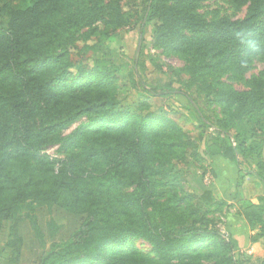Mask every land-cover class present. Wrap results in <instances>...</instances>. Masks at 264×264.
<instances>
[{
  "label": "trees",
  "instance_id": "1",
  "mask_svg": "<svg viewBox=\"0 0 264 264\" xmlns=\"http://www.w3.org/2000/svg\"><path fill=\"white\" fill-rule=\"evenodd\" d=\"M202 1L0 0V236L5 234L0 264H21L23 220L42 241L35 210L47 202L83 217L63 244L52 241L44 260L53 256L58 264H78L79 259L102 255L101 264L230 261L225 253H216L218 238L221 248L229 243L220 238L207 208L217 203L204 181L208 170L204 160L210 164L213 156L209 147L149 129L147 122L160 116L136 117L94 103L91 88L80 83L86 74L105 82L115 77L113 65L97 55L103 35L129 26L141 37L144 26L153 23L156 41L171 40L167 46L176 52L188 45L190 56L183 53L187 63L180 70L192 68L189 78L203 97L204 108L174 74L170 78L180 84L160 88L185 96L199 125L220 134L219 153L238 166L240 157L253 158L254 174L264 181L259 140L264 138V69L245 74L255 58L264 59V0H235L247 4L241 18L207 17L198 9ZM51 8L68 13L50 20L45 12ZM233 69L238 70L237 77ZM228 71L242 89L221 79ZM142 88L148 95L159 94L156 87ZM129 115L133 122L102 124L109 117L118 121ZM82 117L84 123L65 132ZM98 133L109 141L102 145L86 141L90 147L79 159L77 139ZM55 144L61 157L41 152ZM96 155L103 160L99 169L92 162ZM95 178L106 185L102 193L129 198L78 199L100 195V189L90 184ZM113 180L128 181L130 190L116 189ZM244 216L257 229L256 239L264 242V204H248ZM131 236L146 241L152 256L137 254L138 249L128 244ZM205 240L213 249L204 245Z\"/></svg>",
  "mask_w": 264,
  "mask_h": 264
},
{
  "label": "rangeland",
  "instance_id": "2",
  "mask_svg": "<svg viewBox=\"0 0 264 264\" xmlns=\"http://www.w3.org/2000/svg\"><path fill=\"white\" fill-rule=\"evenodd\" d=\"M202 3L203 7L198 9L200 12L205 13L207 17L226 14L231 18H241L247 7V4L235 0H203ZM49 13L50 20H54L55 14L58 17H63L68 13V10L62 9L55 12L51 8L50 12H45V14ZM102 41L101 51H97V55L108 64L113 65L115 77L113 80L105 82L103 78L94 74L84 75L80 83L91 88L89 91L90 100L94 103H105L111 107L113 106L116 110L133 112L136 117L144 113L160 116L161 118H155L147 122L149 129H162L165 134H174L173 137H176V139H191L195 141L196 145L203 148L208 146L210 154L213 156L210 164L204 160V166L208 169L204 181L217 203H213L207 208L212 211L209 216L213 215L216 227L221 224L228 232L225 237L221 234L219 236L229 243V246L221 248L218 238V241L214 242V245L218 247L216 253H225L226 257L230 259L225 264H263L264 242L256 239L257 229L251 228L244 216V210L248 204H264V181H261L254 174L257 169L255 160L253 158L244 160L240 157L238 166L224 158L219 153L220 134L213 127L205 128L199 125L194 110L185 96L161 89L169 85L176 87L180 84V82H175L170 78V75L174 74V77L181 79L183 87L188 89L196 97L199 105L204 108V99L197 92L195 85L192 84L189 78L188 69L192 68L188 67V69L180 70L186 66V56H190L188 45H182L181 50H179L181 52H176L175 48L169 49L167 46L171 40L156 41L153 37V23L144 26L141 37L137 28L126 26L103 35ZM262 69H264V59L255 58L251 68L249 67L245 74L248 76ZM237 71L233 69L236 77ZM234 74L231 71L224 72L221 79L235 88L242 89L243 85L233 76ZM143 85L156 87L159 94L148 95L142 88ZM215 110L216 112L219 111L218 108ZM115 119V117H109L102 124L104 123L103 126L110 127L121 121L123 123L130 120L133 122V117L130 115L123 118V120L116 121L117 119ZM85 121L86 118L82 117L65 132L68 133L69 130L78 127ZM106 136L101 133L85 134L77 139L78 158L82 159L86 156L85 152L88 151L91 140L98 141L99 145H102L103 142L109 141ZM108 138L112 139L113 137L108 136ZM259 140L263 142L261 150L264 155V138L259 137ZM185 150L189 151L191 149L185 148ZM41 152L52 157H61L60 153L57 152V144L49 145ZM218 155L224 159L223 163L222 161L220 163L214 162V156ZM92 162L99 169L103 160L100 155H96ZM90 182L96 190L97 187L100 189V195L92 193L88 196H77L78 199L87 197L90 200L99 198L100 200L109 201L111 199L126 200L129 198L128 195L124 194L102 193L101 190L106 189V185H102L101 180L98 178L92 179ZM112 184L122 192L130 190L129 183L126 180L118 184L116 180H113ZM116 189L117 193L118 190ZM107 208L109 207L107 206ZM35 214L42 233V241H39L30 222L26 219L23 220L20 224V233L23 236L21 264H58L59 261L53 256L47 258V260L43 258L49 252L53 240L57 244H63L69 238L71 233L80 225L83 215L67 211L58 204L50 202L38 204ZM4 239L5 234L3 233L0 236V243ZM128 244L138 249L137 254H149L150 252L149 244L137 236H131ZM204 245L213 249L209 240H205ZM100 249L99 247L98 252L103 254L104 251H100ZM149 256H152V253ZM102 262V255H95L82 260L79 259L78 264H101Z\"/></svg>",
  "mask_w": 264,
  "mask_h": 264
},
{
  "label": "built area",
  "instance_id": "3",
  "mask_svg": "<svg viewBox=\"0 0 264 264\" xmlns=\"http://www.w3.org/2000/svg\"><path fill=\"white\" fill-rule=\"evenodd\" d=\"M217 229H218L219 233H220L223 237H225V236L228 235V232L225 230V228H224L223 225L218 224V225H217Z\"/></svg>",
  "mask_w": 264,
  "mask_h": 264
},
{
  "label": "crops",
  "instance_id": "4",
  "mask_svg": "<svg viewBox=\"0 0 264 264\" xmlns=\"http://www.w3.org/2000/svg\"><path fill=\"white\" fill-rule=\"evenodd\" d=\"M223 160H224V159H223L221 156H219V155H218V156H214V162H216V163H217V162L220 163L221 161H222V163H223V162H224Z\"/></svg>",
  "mask_w": 264,
  "mask_h": 264
}]
</instances>
